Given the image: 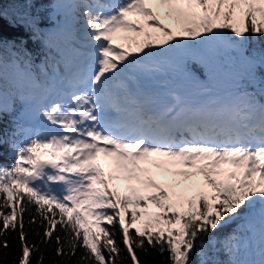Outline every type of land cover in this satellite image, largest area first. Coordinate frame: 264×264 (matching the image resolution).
<instances>
[{"label":"snow or ice","instance_id":"obj_1","mask_svg":"<svg viewBox=\"0 0 264 264\" xmlns=\"http://www.w3.org/2000/svg\"><path fill=\"white\" fill-rule=\"evenodd\" d=\"M7 2L0 235L18 229V264L38 250L26 213L66 264H124L121 243L130 264H264V0Z\"/></svg>","mask_w":264,"mask_h":264},{"label":"trees","instance_id":"obj_2","mask_svg":"<svg viewBox=\"0 0 264 264\" xmlns=\"http://www.w3.org/2000/svg\"><path fill=\"white\" fill-rule=\"evenodd\" d=\"M45 3H47V0H44ZM4 6L6 8H10L11 5L5 0ZM39 7V5H38ZM261 43H264V41H261ZM39 63V60L37 61ZM173 77V76H172ZM175 79H178V76L173 77ZM214 88H216L218 91H223L224 89H227L229 86V78L226 74V70L224 73L221 74L220 82H214L212 85ZM0 152L3 153V155H0V165H7L11 166L13 163V160L9 158L8 156V149L7 146L0 149ZM0 202H2V198H0ZM4 211H8V209H4ZM29 215L26 213L24 215V221H25V228L28 234V242L30 244L35 243L37 246V251L32 256V262L33 264H36L37 260L42 256L43 257V264H66L67 258L57 256L55 254L56 250V243H55V237L52 238V241L50 244L45 245L42 242V236H43V228L39 226H33L28 224ZM236 225L233 224L229 226L228 228L221 229L219 232L216 233L217 236L223 237L225 236L229 231H231L232 228H235ZM3 225L2 221H0V230H2ZM134 231V229L132 230ZM39 232L40 235H37L36 233ZM56 235H61L63 237V231H57L55 233ZM120 239V233L117 229V240ZM4 241L8 242L9 247L3 248L2 245ZM20 241L18 238V229L16 231H8L4 232L2 235H0V264H18V258L20 255ZM120 247L122 249V258H124V264H130V259H127V253L123 252V244H120ZM151 251V254L147 259L151 260L153 264H168L167 261V254H160L158 250ZM82 254V250L78 252V255L76 257L72 258V262H69V264H75V261L78 260L79 255ZM141 260L145 259V256L143 253H140ZM193 259L195 260V255H193Z\"/></svg>","mask_w":264,"mask_h":264},{"label":"rangeland","instance_id":"obj_3","mask_svg":"<svg viewBox=\"0 0 264 264\" xmlns=\"http://www.w3.org/2000/svg\"><path fill=\"white\" fill-rule=\"evenodd\" d=\"M167 79H169V80H172V79H174L172 76H170V77H168Z\"/></svg>","mask_w":264,"mask_h":264}]
</instances>
